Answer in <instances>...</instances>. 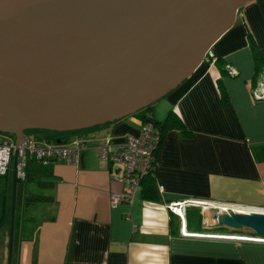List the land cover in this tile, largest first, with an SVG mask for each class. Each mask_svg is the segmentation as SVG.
<instances>
[{
  "label": "crops",
  "instance_id": "1",
  "mask_svg": "<svg viewBox=\"0 0 264 264\" xmlns=\"http://www.w3.org/2000/svg\"><path fill=\"white\" fill-rule=\"evenodd\" d=\"M246 32L264 60V0L246 3L210 56L149 110L156 123L171 112L183 128L160 140L154 200L141 198L140 185L130 204L110 207L120 171L95 151L103 140L136 135L143 113L67 136L87 146L74 165L29 162L15 185L10 264H264V242L206 234L224 228L216 215L264 214V97L254 93L264 76L252 85ZM41 136L40 145L56 143ZM11 187L10 167L0 177V264H7ZM191 202L197 205L184 208ZM168 205L184 208L182 218ZM187 209L200 213L191 230Z\"/></svg>",
  "mask_w": 264,
  "mask_h": 264
},
{
  "label": "water",
  "instance_id": "2",
  "mask_svg": "<svg viewBox=\"0 0 264 264\" xmlns=\"http://www.w3.org/2000/svg\"><path fill=\"white\" fill-rule=\"evenodd\" d=\"M249 1L0 0V133L14 145L7 264L24 132H78L150 107L190 77ZM214 222L264 242V214Z\"/></svg>",
  "mask_w": 264,
  "mask_h": 264
},
{
  "label": "built area",
  "instance_id": "3",
  "mask_svg": "<svg viewBox=\"0 0 264 264\" xmlns=\"http://www.w3.org/2000/svg\"><path fill=\"white\" fill-rule=\"evenodd\" d=\"M209 56L210 51L206 58ZM226 72L232 75L230 69H227ZM254 93L256 98L264 97V83H259L258 89ZM144 117L136 135L125 134L115 142L108 139L95 146L98 159L109 162L118 167L120 171V175L113 179L121 186V192L111 193L108 197L109 206L112 208L121 202L130 204L140 186V181L152 169L155 152L160 144V134L154 122L151 121V115L144 113ZM86 148V142L83 139L76 138L70 142L66 139L64 143L60 142V144L40 145L32 143L25 134V138L20 140L17 147V179L19 181L26 179V166L29 162L46 164L60 161L74 165L78 162L80 153ZM13 150V138L0 136V177L6 175L12 165ZM196 205L191 202L183 206L185 208ZM175 206L168 205L167 208L182 218L181 214H183L184 208L181 211L180 209L175 210Z\"/></svg>",
  "mask_w": 264,
  "mask_h": 264
},
{
  "label": "trees",
  "instance_id": "4",
  "mask_svg": "<svg viewBox=\"0 0 264 264\" xmlns=\"http://www.w3.org/2000/svg\"><path fill=\"white\" fill-rule=\"evenodd\" d=\"M246 40H247V45H248V49L250 51L251 54V58H252V63H253V67H254V77L252 79V85L255 82V78H259V77H263L264 75V60L262 59V56L255 44V42L252 39V36L250 35L249 32H246ZM217 63V61H215ZM150 110V107L145 108L142 111V116H141V122L144 121V113H148ZM151 121L154 122V125L158 128L159 130V134H160V140L163 136L164 133H166L168 130L171 129H175V128H180L183 129L182 126L180 125L179 121L177 120V118L171 113L168 112L166 117L164 118L162 123H156L151 116ZM88 129L85 130H81L78 132H82V131H86ZM26 131H35V132H43L41 133V135H46V137L48 138V140L51 139L52 142H56L57 140H59L61 143L64 142V140L67 139V136L74 134V133H78V132H71V133H55V132H47V131H36V130H26ZM185 132V131H184ZM158 149V147H157ZM157 152V150H156ZM156 152H155V156H154V163L156 160ZM154 163H152V169L148 172V174L140 181V185H141V191H140V196L142 199L144 200H154L155 195H154V188H153V179H152V171H153V166ZM200 220V213L199 210L197 209H187L185 210V214H184V221H185V227L187 230H191V226L192 225H196L197 222H199ZM215 230V232L217 231H226L224 233H215L213 232ZM213 231H209L210 233H206V234H211V235H233V236H247L249 238L254 237L250 232H241L239 230H227L225 228H220L218 227L217 229H213ZM196 233V232H194ZM197 234H205V233H200L197 232Z\"/></svg>",
  "mask_w": 264,
  "mask_h": 264
},
{
  "label": "rangeland",
  "instance_id": "5",
  "mask_svg": "<svg viewBox=\"0 0 264 264\" xmlns=\"http://www.w3.org/2000/svg\"><path fill=\"white\" fill-rule=\"evenodd\" d=\"M157 104V102H155L154 104H152L151 106H150V109L154 106V105H156ZM156 107H159V106H156ZM158 109V108H157ZM142 111H143V109H141V110H139V111H137L136 113H134L133 115H130V116H128L127 118L129 119V118H131V119H134V118H137L141 113H142ZM41 133H43V132H41ZM41 133H39V132H35V131H25V134H26V136L28 137V139L32 142V143H39V142H41V141H43L44 142V138H41L42 136H41ZM10 136V135H4V134H2V133H0V136ZM10 209V208H9ZM14 214H15V211H14ZM214 227V226H213ZM244 232H246V230H243ZM213 232H215V231H213ZM224 232H226V231H217V232H215V233H224Z\"/></svg>",
  "mask_w": 264,
  "mask_h": 264
},
{
  "label": "bare ground",
  "instance_id": "6",
  "mask_svg": "<svg viewBox=\"0 0 264 264\" xmlns=\"http://www.w3.org/2000/svg\"><path fill=\"white\" fill-rule=\"evenodd\" d=\"M188 235V234H186ZM192 236H196V237H207V236H200V235H192ZM208 237H214V238H224V239H228V240H248V238L246 237H237V236H227V237H216V236H208Z\"/></svg>",
  "mask_w": 264,
  "mask_h": 264
}]
</instances>
